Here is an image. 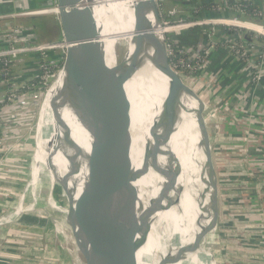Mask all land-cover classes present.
Masks as SVG:
<instances>
[{
	"label": "rangeland",
	"instance_id": "obj_1",
	"mask_svg": "<svg viewBox=\"0 0 264 264\" xmlns=\"http://www.w3.org/2000/svg\"><path fill=\"white\" fill-rule=\"evenodd\" d=\"M18 1L21 3L23 0ZM197 1L202 3L203 0H183L186 6H175L173 2L166 3L164 7L159 9L161 18L163 19L165 13L173 9H177L179 12L177 19L180 18V14L190 18L191 14L200 13L196 8ZM204 2L216 3V9H224L228 5L226 0H204ZM23 3L24 1L20 8L17 7L19 8L17 10L24 9L26 11L13 13L9 17H0V46L6 44V39L17 26L23 28L24 38L28 37V33L29 35L32 34L28 31V28H32V23L37 24L40 31L36 32V36H32V43L57 45L55 50L48 52L46 56H41V59H50L55 62L54 73L56 77L51 80L48 87L38 88L37 91L31 86L30 89L36 91V95L32 101L26 103L25 107L19 108L11 105L6 109L10 111L9 114L12 116L10 121L20 125L16 126L18 133L14 134L7 144L2 145L4 139L0 137V220L17 210L19 206H21L22 212L18 213L15 219L5 223L6 226H9L0 231V264H77L75 256L79 259L78 264H89L84 252L79 251L75 255L70 250L72 240L69 238L67 230L70 189L73 190L78 187L74 201L78 203L84 183L83 181L79 182V174L70 177L71 165L67 158L62 155L61 159L64 160L63 165L68 171L67 173L61 176V173L58 172L59 169L53 167V173L59 175L56 180H51L45 174L49 171L45 169L39 177V182L31 181L40 174L36 170L38 163L36 159V136L39 133L44 100L63 68L66 49H64L65 42L59 15L52 12L57 7L54 5L46 9L40 8L47 10V12L34 15L30 13L40 11V9L28 8V2L25 6ZM192 3H195L196 6H191L189 10H186V7ZM26 7L28 9H25ZM205 10L209 11V9ZM41 20L45 21L44 29ZM123 25L127 29H131L127 22H123ZM210 28L201 29L207 39L205 44L186 48L187 51L194 49H201L205 53L210 51L209 54H206L200 70L187 84L205 104L204 114L206 118L204 121L211 138L212 165L216 175V201L218 204L217 227L201 240V249L194 264H264V146L260 142L262 137L264 138V108L261 106L264 54L255 48L249 50L247 54L249 60L245 61L247 64L245 69L250 80L242 83L241 88L238 90L229 88L217 90L219 87V76L217 75L219 74L212 72L210 65L212 51L220 45L216 43V35L221 32L224 38L226 37V40L221 42L222 48L234 55L225 47V44L228 45L235 39L227 37L230 34L225 32L234 34L235 37L237 35L238 38L241 34L239 31L218 28L215 38L209 40L208 36L212 30ZM121 31V28H116L115 36H118ZM128 50V41L120 43L115 39L114 51L117 63L123 59ZM61 60L63 62L59 66L58 63ZM257 76L261 78L259 81L256 79ZM12 81L15 84L21 82L19 76H15V71ZM23 84L26 85L24 82ZM232 106L238 109L239 113L242 112L239 118L231 116L236 127L240 128L238 130L239 141L236 145H232L229 144L231 142L229 139L219 146L216 143L219 134L222 133L225 137H229L226 131H220L219 125L225 123L228 115H231L229 110ZM245 110H248L247 122L245 121ZM186 116L189 120L194 119L192 111L186 113ZM248 137L249 141L246 140ZM171 159L175 161V164L179 163V156L173 153ZM198 173H200V169H197L195 178L199 176ZM187 182L190 183V176H188ZM181 189L180 185L178 190ZM214 193L212 192L211 195L207 196L206 208H209L211 203L215 201ZM188 199H190V194ZM188 202L189 200H187L186 205ZM165 203L170 208L169 197ZM178 216H175L177 220ZM2 225L3 223H0V226ZM205 225L207 222L202 219L199 224V231ZM175 227L176 223L172 230L173 244ZM172 260H174V245L170 261Z\"/></svg>",
	"mask_w": 264,
	"mask_h": 264
},
{
	"label": "bare ground",
	"instance_id": "obj_2",
	"mask_svg": "<svg viewBox=\"0 0 264 264\" xmlns=\"http://www.w3.org/2000/svg\"><path fill=\"white\" fill-rule=\"evenodd\" d=\"M67 1L69 5L81 4L80 7H83L81 15H72L73 8L68 10L71 13L69 17L74 38L83 41L94 33H98V41L76 46V52L80 58L79 70L82 74L80 81L82 83L85 81L94 89V101L90 107L84 108L83 103L87 99V94L76 92L67 82L69 65L65 66L59 72L44 100L43 115L39 123V133L36 136V159L38 162L36 170L40 174L31 181L39 182V177L45 169L49 171L45 174L51 180H56L59 175L53 173V167L59 169L58 172L61 173V176L67 173L68 171L63 165L64 160L61 159L64 155L71 165L70 177L79 174V182H84L79 200L87 198L90 202L88 199V182L91 171L89 163L96 159L95 150L94 156L91 155L92 148L95 143L97 151L100 139L91 123L92 121L98 124L105 122L104 99H101L99 89L105 84L110 85L115 96L113 103L110 101L112 110H115L122 102L129 101L131 103L132 146L130 156L132 169L135 172H143L146 169L143 173L147 172L133 183L138 191L136 206L138 216L143 218L153 202L160 199L167 186H171V191L167 192L170 208L164 202L163 210L151 218L147 242L137 254L138 264H163L165 259L171 260L173 245L174 260L180 252L187 251L186 261L178 264H194L201 249V240L217 227L218 220L217 189H214L216 175L209 173L210 166L207 157V143H210V147H212L210 135L208 134L206 137L207 126L199 127L198 122L201 113L205 110V104L202 105L201 99L197 96H183L180 121L171 138L161 146L164 154L158 157L160 166L168 168L169 178L159 175L151 166L150 154L156 147V138L163 135V129H159L158 125L163 112V101L167 96V90H163V85L165 83L168 87L169 80L150 62L152 52L148 53L138 46L134 10L140 0ZM52 12L57 15L60 13L59 9ZM149 19L154 21L152 15L149 16ZM123 22H127L131 29H127ZM116 28L122 30L118 36H115ZM157 30L164 34L162 27ZM115 39L120 43L122 41L129 43L128 52L118 63L114 51ZM98 44L101 45V50H96ZM68 47L69 45L65 43L64 49L67 50ZM90 53L96 54L102 68L108 73L112 71L114 74L115 72V75L117 74L121 79L124 86L122 94L118 92V88L113 83L109 82V79L94 70L95 62H90L88 59ZM134 60H136V68L129 78V70ZM92 71L97 72V80H92ZM190 111L194 117L192 120L186 116V113ZM203 118H205L204 114ZM168 152L179 156V163L175 164V161L171 159L172 153L170 157L165 155ZM147 161L150 164L146 168ZM197 169H200V173L195 178ZM188 176H190V183L187 182ZM70 185L71 182L68 186L70 187ZM180 185L182 189L178 190ZM77 188L73 190L69 188L70 211L67 230L69 238L72 240L70 250L75 255L79 251L84 252L89 264H106L104 251L94 237L89 222L85 223L83 217L78 218L79 205L74 202ZM175 191L177 192L172 195ZM212 192H215L213 194L215 201L209 208H206V198ZM189 194L190 199H188ZM124 199L125 192L119 191L115 197L114 208L117 209ZM187 200H189L188 205H186ZM183 205L186 206L179 207ZM90 208L92 212V207L90 206ZM20 212H22L21 206L6 215L0 220V223L10 222ZM173 214L179 215L178 220ZM202 219L207 222V225L199 231ZM175 223L173 244L172 230ZM140 237L142 234H139L138 239ZM75 257L78 264L79 259L77 256Z\"/></svg>",
	"mask_w": 264,
	"mask_h": 264
},
{
	"label": "water",
	"instance_id": "obj_3",
	"mask_svg": "<svg viewBox=\"0 0 264 264\" xmlns=\"http://www.w3.org/2000/svg\"><path fill=\"white\" fill-rule=\"evenodd\" d=\"M56 6L59 9V22L63 35V40L69 47L66 50V55L63 62V68L69 65L67 82L73 87L76 92L86 93L87 99L83 103L84 108H88L94 101V89L88 83L80 81L82 74L80 73V58L76 52V46L80 44L88 45L96 42L98 33H94L91 37L85 40H77L73 36L72 23L70 21L69 9L73 8V14L81 15L79 4L69 5L67 0H51L50 3L43 6L44 9ZM153 16V22L149 16ZM135 32L138 37V46L144 51L152 52L150 62L161 74L168 78V87L164 83L163 90H167V96L163 101V112L160 118L159 129H163V135L156 138V147L150 154V162L153 169L164 177L169 178L168 168H163L158 163V157L164 153L161 150L162 144L171 138L176 130V125L180 121L182 108V98L184 95L189 97L197 96L194 91L184 83L181 76L172 67L167 49L166 37L162 32L157 30L162 27V18L159 12L158 5L155 0H140L134 10ZM98 41V40H97ZM101 50V45L96 46V50ZM138 53V52H137ZM95 53H90L88 59L90 62H95L94 70L99 75L109 79L118 89L121 94L124 91V86L121 79L112 73H108L99 65ZM62 68V69H63ZM136 68V60L132 63L129 70V78H131ZM97 72L92 71V80H97ZM84 80V79H83ZM109 83V84H111ZM96 85V84H95ZM97 87V85H96ZM99 89V88H98ZM101 99H104L105 122L98 124L92 121L93 128L99 134L98 149L96 144H93L92 154L94 150L96 159H92L90 164V178L88 182L89 198L79 200V209L77 210L78 218L83 217L85 223L88 221L90 229L94 237L100 243L106 264H138V251L147 242L150 233L151 218L163 210V204L168 199V190L171 191V186H167L161 195L160 199L153 202L147 213L140 218L138 216L137 198L138 191L133 183L147 174L135 172L132 169L131 161V146L132 135L130 131L132 107L129 101L122 102L115 110H112L111 102L115 98L110 85L105 84L100 89ZM198 97V96H197ZM202 102V101H201ZM202 105L204 103L202 102ZM204 110L201 113L199 127H205L203 118ZM206 137L209 132L205 131ZM209 142V141H207ZM172 152L165 155L171 156ZM149 157V156H148ZM208 165L210 166V174L215 175L212 165V151L210 143H207ZM150 163L145 165L149 167ZM214 189H217V184L214 183ZM119 191L125 192V199L122 204L114 208L116 194ZM92 207V212L91 208ZM79 211V212H78ZM139 234L142 237L138 239ZM185 252H180L175 260L165 259L163 264H178L186 261Z\"/></svg>",
	"mask_w": 264,
	"mask_h": 264
},
{
	"label": "built area",
	"instance_id": "obj_4",
	"mask_svg": "<svg viewBox=\"0 0 264 264\" xmlns=\"http://www.w3.org/2000/svg\"><path fill=\"white\" fill-rule=\"evenodd\" d=\"M155 1L159 6V9H161L166 5V3L181 0ZM246 2L248 1L239 0L237 2L228 3L224 9L215 8L217 11L220 10L234 12L235 14L233 16H218L192 20L189 17L187 18L181 16V14L180 18L177 19V17H179V12L177 9H173L165 13V17L162 19V28L167 41L170 62L172 67L181 76L186 85L189 86L187 82L190 81L192 77H195L196 73L204 64L205 58L207 56L206 54H209L210 51L208 50V53L202 52L201 49L187 51L186 48L177 45L175 36H180L187 31L211 27L210 29L212 30L208 36V39L211 40L216 35V29L218 28L228 31H239L241 35L239 38H237L242 39V41H237L236 39L233 42L229 41L230 43L228 45L225 44V47L238 59L247 62L249 60V55L247 54L254 46H251L245 40V38H247V36H251L254 38V41L259 39L264 41V9L254 14V16L259 18V22L245 18L251 17L243 6V4ZM45 12H47V10L40 9V11H34L30 14L38 15L44 14ZM22 40L23 28L21 26H17L7 38L6 46H0V77L3 86L6 87V92L0 101V103H2L1 111L6 110L11 105H15L19 108L25 107L26 103L34 99L38 88L42 89L48 87V84L51 83V80L56 77L54 73L55 62L45 61L41 65L39 69L40 72L36 77V79L40 80L38 86H32L36 91L30 89L27 85L15 84L12 81L14 77L13 69L15 61L18 58L30 54H36L40 57L46 56L48 52H51L57 48L56 44L24 43ZM256 79L259 81L261 78L257 76Z\"/></svg>",
	"mask_w": 264,
	"mask_h": 264
},
{
	"label": "crops",
	"instance_id": "obj_5",
	"mask_svg": "<svg viewBox=\"0 0 264 264\" xmlns=\"http://www.w3.org/2000/svg\"><path fill=\"white\" fill-rule=\"evenodd\" d=\"M23 1H24V3H23L24 6H25L26 2H28V5H29L28 8L40 9V8H43L44 5L50 3L51 0H27V1L23 0ZM23 1H21V3ZM226 1H228V3H230V2H237L239 0H226ZM247 1L252 2L255 5V7L259 10L264 9V0H247ZM21 3L18 0H0V17L1 16H2V18H4V16L9 17L13 13H21V12L26 11L24 9H21L22 11L21 10L18 11L20 6H21ZM199 3L202 4V3H206V2H204V0H203L202 3L200 1L198 2V4ZM194 4L195 3H192L190 6H187L186 10H189L191 6L192 7L196 6ZM173 5L176 6L177 4H173ZM212 6H216V3L212 4ZM17 7H19V8H17ZM219 7H220V5H219ZM28 8L26 7L25 9H28ZM15 11H18V12H15ZM217 12H219V14L221 16H228V12H230V11H228V12L227 11H217ZM234 14L235 13L233 12L232 15H234ZM209 17H212L211 14H208L206 12L205 18H209ZM34 27H35V24L32 23V28H28L29 29L28 31H33ZM30 33H32V32H30ZM219 33L220 34L216 35V39H217L216 43H219L220 45H218L215 49H213L212 54H211V59H210V65L212 68L211 71L214 72L215 74H216V72H218V74H219V75H217V76H219V79H218L219 87L217 88V90L228 89V88L231 90H238L243 85L242 83H244V82L246 83L250 80V76L248 75V72L245 69L247 64L245 61L238 60L237 57L229 54L227 51H225L226 49L222 48L221 42L225 41L226 37L224 38V35L221 32H219ZM225 33L230 34L227 37H232L234 39H237V35L235 37V36H233L234 34L231 35V33H227V31ZM27 35H28V37L23 38L22 41H24V43H32L31 35H29V33ZM214 38H215V36H214ZM175 39H176L177 45L180 47H184V48L192 47V46H195L198 44H205L207 41L206 36L202 32L201 29L187 31V32L181 34V36H179V37L175 36ZM253 48L261 50L262 53L264 54V46L262 44L257 43V44H255V46ZM39 63H40L39 56L36 54L21 56L20 58H18L15 61V65H14L15 76L18 75L21 82H24V83L33 82L34 79H36L37 75L39 74V69H40ZM248 71H249V69H248ZM261 91H262L261 106L264 108V81L261 84ZM5 92H6V87L3 86L2 82H1V77H0V101H1L2 96L5 94ZM231 109L229 110L231 115H228L226 122L219 125L220 131H224V132L226 131L227 134H229V137H225L224 135H222V133L219 134V138H217V141H216L217 145H219V146L226 143V141L229 139L231 141L229 144H232V145H236L237 142L239 141L240 134H239L238 130L240 128L236 127V124L233 122V119H231V116L233 115V116H236V118H239L240 114L242 112L239 113L238 109H236L234 106H232ZM240 111H242V110H240ZM0 113H1L0 117H1V123H2L1 138L4 139V140H2V145H4V144L8 143V140H10L14 134L18 133V129L16 126H19L20 124L19 123L14 124V123H12V121H10V119L12 118V116H10V114H9L10 111L2 110ZM245 114H246L245 115V121L247 122L246 116H248V110H245ZM204 117L206 118L205 114H204ZM263 121H264V119H263ZM13 124H14V127L12 126ZM263 129H264V124H263ZM254 137L256 139V136H254ZM246 140L249 141V137H248V139L246 138ZM210 142H211V138H210ZM260 142L264 146V138L263 137L260 140ZM263 150H264V148H263ZM5 217L6 216L2 217V219ZM5 223H7V222H5ZM5 223H3V225H2L3 227L0 226V231L5 230V227L9 226V225L6 226Z\"/></svg>",
	"mask_w": 264,
	"mask_h": 264
},
{
	"label": "trees",
	"instance_id": "obj_6",
	"mask_svg": "<svg viewBox=\"0 0 264 264\" xmlns=\"http://www.w3.org/2000/svg\"><path fill=\"white\" fill-rule=\"evenodd\" d=\"M170 3V2H169ZM174 4H177V5H185L186 6V4H184V2H183V0H181V1H174L173 2ZM239 6V5H238ZM243 6L245 7V9H246V11H247V13L249 14V16H251V17H245V18H249V19H251V20H255V21H260L259 20V18L258 17H256V16H254V14L256 13V12H258V11H260L259 9H257L256 7H255V5L252 3V2H246V3H244L243 4ZM196 8L200 11V13H193V15L191 14V16H190V19H192V20H195V19H200V18H205V13L207 12L208 14H211V16L212 17H218V16H221L220 14H219V12H217V11H215V6H212V4L211 3H202V4H198L197 6H196ZM205 9H209V11H206ZM213 9V10H212ZM192 11V10H191ZM233 14V12H228V16H231L232 14ZM195 14V15H194ZM233 16V15H232ZM250 38V39H249ZM254 38L253 37H251V36H247V38H245V40L251 45V46H255V44H257V43H259V44H262L263 46H264V41L261 39H259V40H256V41H254L253 40ZM7 40V39H6ZM251 40H253V41H251ZM237 41H242V39H237ZM3 46H6V44L5 45H3ZM51 59H53V58H51ZM39 61H40V63H39V67H41V65L45 62V61H52V60H46V59H41V57H39ZM241 61H244V60H241ZM62 62H63V60H61V61H59V63H58V65L59 66H61L62 65ZM13 71H14V69H13ZM39 72H40V70H39ZM39 79H34V81L33 82H31V83H26V85L30 88L31 86H38V84H39ZM17 84H23V82H20V83H17ZM1 109H2V103H0V112H1ZM0 122H1V117H0ZM1 124V123H0ZM2 133V124H1V126H0V137H1V134Z\"/></svg>",
	"mask_w": 264,
	"mask_h": 264
},
{
	"label": "flooded vegetation",
	"instance_id": "obj_7",
	"mask_svg": "<svg viewBox=\"0 0 264 264\" xmlns=\"http://www.w3.org/2000/svg\"><path fill=\"white\" fill-rule=\"evenodd\" d=\"M41 22H42L43 29H44V24H45V21H44V20H41ZM39 29H40V27L38 28V25H37V24H35L34 30H33V31H30V32H32V34H30V35H31V37H32L33 35H35V36H36V32H39V31H40Z\"/></svg>",
	"mask_w": 264,
	"mask_h": 264
}]
</instances>
